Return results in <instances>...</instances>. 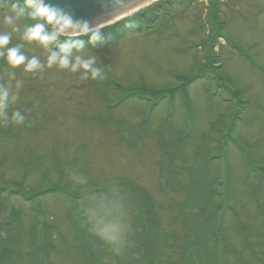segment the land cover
Returning <instances> with one entry per match:
<instances>
[{"label":"rangeland","instance_id":"obj_1","mask_svg":"<svg viewBox=\"0 0 264 264\" xmlns=\"http://www.w3.org/2000/svg\"><path fill=\"white\" fill-rule=\"evenodd\" d=\"M207 1L175 0L148 30L83 45L105 66L103 80L15 70L22 86L8 112L26 120L0 121V186L14 191L0 196V264H143L151 228L156 264H208L198 218L212 206L226 213L225 202L235 214L223 217L220 264H264V0ZM19 43L14 35L9 47ZM22 51L45 60L42 48ZM10 70L0 59V83ZM110 190L126 208L122 255L85 217L91 197ZM234 226L250 230L255 253Z\"/></svg>","mask_w":264,"mask_h":264},{"label":"clouds","instance_id":"obj_2","mask_svg":"<svg viewBox=\"0 0 264 264\" xmlns=\"http://www.w3.org/2000/svg\"><path fill=\"white\" fill-rule=\"evenodd\" d=\"M114 3L126 4L129 0H113ZM3 9L4 29L0 30V59L11 69L7 72V81L0 83V121L4 124L23 125L26 120L24 112L15 110L9 115L10 105L19 99L21 81L17 79L16 69L23 66L24 73H43L47 69L67 70L79 73L82 80H103L105 66L92 53L84 52V41L95 44L102 39L100 29L86 21L74 20L64 10L52 7L46 0H0ZM24 17L32 23L22 26L18 21ZM132 26L131 23L128 25ZM24 43L9 47L13 36ZM61 37L65 39L58 43ZM25 43L42 48L45 60L39 55L29 57L22 49ZM58 45V50L52 46ZM75 50V51H74ZM15 82V83H13ZM74 181L83 186L88 183L87 177L74 174ZM85 217L90 231L98 240L119 255L126 245V208L118 191H107L91 197L85 208Z\"/></svg>","mask_w":264,"mask_h":264},{"label":"trees","instance_id":"obj_3","mask_svg":"<svg viewBox=\"0 0 264 264\" xmlns=\"http://www.w3.org/2000/svg\"><path fill=\"white\" fill-rule=\"evenodd\" d=\"M218 2V0H217ZM170 3L167 2H160V3H156L146 9H144L143 12L134 15L132 18L127 19L125 21H122L121 23L107 28V29H103L102 31H100V35L102 37V39L100 41H98L95 44H91L89 43V38L88 37H81V39H83L84 41V45L86 46H99L104 42H109V41H113L114 39L118 38L117 35H125L127 32L133 31L134 27L140 26L141 23L146 22V24L151 25L155 22L154 19H157L160 15H162L165 11H167L169 9V5ZM218 4H220L218 2ZM129 23L132 24L131 27H129ZM1 192V191H0ZM226 207H223L224 212L226 213H216V210L218 208L217 207H213L212 211L210 213H204L203 216L201 218H198V225L202 224L201 226L205 227L206 231H207V237L206 240L211 242V245L209 247V253H207L206 255V259L205 261L208 264H220L221 259H222V251L218 252V250H220V248H218L219 245H226V243L228 242L227 240V235L225 233H227V230L225 228L222 227L223 225V217L229 215V213L232 211V214H235V210L234 207L226 204ZM226 214V215H225ZM201 215V214H200ZM205 218L204 222L203 218ZM212 226V230H210ZM209 227V228H207ZM151 235H150V241L147 243H144L143 247L140 248V252L142 253V257H143V264H156L157 261V257L159 256V250L156 249V245L154 244L156 238H158L159 234L156 233V229L151 228ZM250 230L249 229H245V230H239L234 226V232L235 235L243 241V245L245 246L246 249H249L250 252L255 253V250L253 248V243L252 242V238L248 239L247 235ZM158 235V236H157ZM157 236V237H156ZM167 237V236H166ZM190 242H188L189 246L188 248L184 247V248H180L179 250H181L182 254H184L183 257H188L192 254V251L190 249ZM156 247H155V246ZM189 252L190 255H187L186 252ZM186 257V258H187ZM199 264L200 263V259H198L194 264Z\"/></svg>","mask_w":264,"mask_h":264},{"label":"water","instance_id":"obj_4","mask_svg":"<svg viewBox=\"0 0 264 264\" xmlns=\"http://www.w3.org/2000/svg\"><path fill=\"white\" fill-rule=\"evenodd\" d=\"M150 1L152 0H129L128 3L121 4L114 3L113 0H46V3L69 13L74 20L86 21L94 27L101 26V23L106 24L116 16L120 17L122 13L125 14Z\"/></svg>","mask_w":264,"mask_h":264},{"label":"bare ground","instance_id":"obj_5","mask_svg":"<svg viewBox=\"0 0 264 264\" xmlns=\"http://www.w3.org/2000/svg\"><path fill=\"white\" fill-rule=\"evenodd\" d=\"M156 1H159V0H152V2L150 1V3H147L146 5L151 4V3H154V2H156ZM146 5H144V6H146ZM144 6H143V7H142V6H140V7H135V8H133L131 11L129 10V11H130L129 14L125 15V17L122 16L123 13L121 14L120 17H118L119 15L116 16V18H115L113 21L107 23L106 27H103V28L107 29V28L113 27V26H115V25L121 23L122 21H125V20H127V19L132 18L134 15L143 12V11H144ZM121 17H122V18H121ZM157 19H158V18H157ZM157 19H154L155 22H154L153 24H155V23L158 21ZM153 24L148 25V24H146V22H143V23L140 24V26L134 27V30H133V31L127 32L126 34L137 33V32L143 31L144 29H145V30H148V29H150V28L152 27ZM107 26H108V27H107ZM126 34H125V35H126ZM125 35H123V36H122V35H117L118 38H116V39H114V40H116V41H117V40H120V39L123 40V38L125 37ZM102 44H103V43H102ZM104 44H107V43L104 42ZM100 46H102V45H100ZM104 46H105V45H104Z\"/></svg>","mask_w":264,"mask_h":264}]
</instances>
